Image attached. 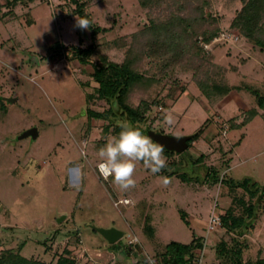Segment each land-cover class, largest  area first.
Returning a JSON list of instances; mask_svg holds the SVG:
<instances>
[{
    "label": "rangeland",
    "instance_id": "1",
    "mask_svg": "<svg viewBox=\"0 0 264 264\" xmlns=\"http://www.w3.org/2000/svg\"><path fill=\"white\" fill-rule=\"evenodd\" d=\"M248 1L0 0V254L21 251L56 264L66 250L75 264H147L159 262L169 243L199 237L207 264L231 263L217 257L226 240L236 249L253 243L244 264L264 258V194L256 220L241 205L255 208L264 189V111L252 92L264 95V49L234 27ZM81 10L92 29L78 26ZM169 21L188 37L177 56L150 48L149 29ZM91 45L81 65L77 55ZM127 62L143 77L124 102L147 106L142 122L118 96L102 99L93 78L97 67ZM216 83L229 93L215 95ZM254 109L260 114L240 126ZM120 121L191 136L189 148L181 155L164 149L160 173L136 162L135 185L121 189L97 168L98 150L119 134ZM34 127L36 141L17 140ZM123 197L152 206L153 237L138 207L119 205ZM230 210L245 222L228 231L222 216ZM215 216L221 223L210 222ZM93 227L125 236L110 244Z\"/></svg>",
    "mask_w": 264,
    "mask_h": 264
},
{
    "label": "trees",
    "instance_id": "2",
    "mask_svg": "<svg viewBox=\"0 0 264 264\" xmlns=\"http://www.w3.org/2000/svg\"><path fill=\"white\" fill-rule=\"evenodd\" d=\"M75 1V0H74ZM81 19L87 20L89 23V28L92 29L91 21L86 19L83 15L82 10L79 12ZM181 22V21H180ZM235 28H239L242 32L243 37L248 38L249 40L255 41L264 49V39L260 38L259 34H264V0H249L246 3L243 10L238 15L237 19L234 23ZM149 30L152 33L151 35V46L150 48H157L162 52H154L159 55H168L172 53L177 56L179 54V48H184L187 44L188 37L180 32L174 31V24L172 21H169L167 24H155ZM149 32V31H148ZM261 39V40H260ZM94 53V46L91 45L85 51H80L77 55L79 62L81 65L87 64L89 60H87L88 56L90 57ZM174 56V57H175ZM142 75L137 71L133 70L130 62L123 63L122 65H102L101 67H97L93 78L99 84V96L102 99H111L118 96V104L122 107L123 110L126 111L127 115L136 122H142L145 119L147 109L148 108H140L137 109L132 108L128 104L124 102L125 96L128 94L131 86L142 80ZM213 90L215 95L224 96L229 93L230 87L223 86L219 84L213 85ZM248 89L250 87L247 85ZM122 88V89H121ZM203 93L211 98V94H209L203 87L200 88ZM257 100V105L259 108L264 109V95L259 93V91H252ZM250 116L248 119H245L240 126L250 122L256 115H258V111L256 109L252 110L248 113ZM91 115L97 116L98 118L102 117L101 114L91 113ZM199 134V133H198ZM197 134V135H198ZM196 135V136H197ZM168 155L170 152H167ZM172 154V153H171ZM243 183H250L248 179H245ZM237 185H240L237 183ZM251 187H255V184L250 183ZM254 192H258V189L254 190ZM259 194V193H258ZM241 205L246 208L248 217L250 220H253L254 217V204L246 205V202H241ZM145 204L140 203L137 207L140 209L141 213L144 215L143 220L140 221V225L146 231L148 236L153 237L152 232L154 228L152 226L153 217H152V206H148L144 208ZM232 211H228L226 214L222 216V224L226 230H235L243 225L245 222L242 218L233 217ZM143 224V225H142ZM151 231V232H148ZM152 234V235H151ZM201 239L199 237H195L191 243L189 244H181L178 242L169 243L164 252L161 255V259L158 264H190V259L193 257V254L197 250H201L203 248L201 244ZM240 243V242H239ZM237 244V243H236ZM238 248H230L229 241H221L219 245V251L217 252V257L221 260L224 259L225 256L228 257L231 261L230 264H244L243 257L249 253L253 248V243L250 241L249 244L238 245ZM66 255H64V254ZM60 256L57 257L56 264H75V262L67 257L66 250ZM216 253V252H215ZM0 264H45L42 260L37 259H28L19 252H8L0 254ZM245 264H264V258H260L254 262H248Z\"/></svg>",
    "mask_w": 264,
    "mask_h": 264
},
{
    "label": "clouds",
    "instance_id": "3",
    "mask_svg": "<svg viewBox=\"0 0 264 264\" xmlns=\"http://www.w3.org/2000/svg\"><path fill=\"white\" fill-rule=\"evenodd\" d=\"M77 23L81 28H88L87 20L78 19ZM166 122L171 125V117H166ZM118 125L119 134L110 136L98 150L101 159L97 168L105 179L112 177V183L127 189L135 185L136 162L142 161L152 173H160L166 167L167 157L161 145L154 143L130 121H120ZM163 179L168 182L167 177Z\"/></svg>",
    "mask_w": 264,
    "mask_h": 264
},
{
    "label": "water",
    "instance_id": "4",
    "mask_svg": "<svg viewBox=\"0 0 264 264\" xmlns=\"http://www.w3.org/2000/svg\"><path fill=\"white\" fill-rule=\"evenodd\" d=\"M10 101L14 102L16 101V99ZM142 132L144 135L152 139L154 143L161 145L163 149L171 152H175L178 155L183 154L189 148V140L191 139V136L175 137L171 135L156 133L152 130H142ZM39 136L40 133L38 128L34 127L31 128L30 130L25 131L20 136H18L17 140L31 138L33 141H36L39 138ZM263 194H264V189L261 197L258 199V202L254 208L253 220H256L258 217V213H259L258 203H260L259 201H261ZM93 229L96 230L110 244L116 243L124 237V232L116 228L104 229V228L93 227Z\"/></svg>",
    "mask_w": 264,
    "mask_h": 264
},
{
    "label": "built area",
    "instance_id": "5",
    "mask_svg": "<svg viewBox=\"0 0 264 264\" xmlns=\"http://www.w3.org/2000/svg\"><path fill=\"white\" fill-rule=\"evenodd\" d=\"M124 202H125V203H128L127 200L124 201ZM120 203H122V202L120 201ZM217 221H218L219 223H221L219 217H216V216L213 217V218L210 220L211 223H216ZM138 243H139V240H138L137 237H133V238H131V239L129 240V245H130V247H131V250L134 249L135 246H137ZM197 251H199V252H197ZM197 251L194 252L193 257L189 258V259H190V264H207V263L205 262V260H204L203 252H202L201 250H197ZM134 252H135V253H138L137 250H134ZM136 262H138V261H136ZM158 263H159V262H158L157 260L154 261V260H151V259H150V261H148L147 264H158Z\"/></svg>",
    "mask_w": 264,
    "mask_h": 264
},
{
    "label": "crops",
    "instance_id": "6",
    "mask_svg": "<svg viewBox=\"0 0 264 264\" xmlns=\"http://www.w3.org/2000/svg\"><path fill=\"white\" fill-rule=\"evenodd\" d=\"M259 110H263L264 111V109H261V108H259ZM259 110L257 109V111H258V115L260 114V112H259ZM258 115H256L251 121H253ZM263 117H264V113H263V115H262ZM250 121V122H251ZM250 122H248V123H250ZM247 124V123H246ZM245 125V124H244ZM244 125H242V126H244ZM143 163V162H142ZM98 165V164H97ZM247 179V178H246ZM253 182H255V181H253ZM123 198H125V199H123V200H129L130 202H128V203H125V202H123V203H119V205L120 204H124V205H134V207H137L139 204H138V202L137 203H135V204H131V201H133L130 197H123ZM122 200V199H121ZM133 203V202H132ZM115 204H116V202H115ZM144 230V229H143ZM144 232H145V230H144ZM124 236H125V233H124ZM137 238H138V236H137ZM138 240H139V238H138Z\"/></svg>",
    "mask_w": 264,
    "mask_h": 264
}]
</instances>
